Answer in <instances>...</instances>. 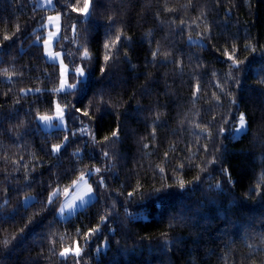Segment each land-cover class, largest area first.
<instances>
[{"label":"trees","instance_id":"16d2710c","mask_svg":"<svg viewBox=\"0 0 264 264\" xmlns=\"http://www.w3.org/2000/svg\"><path fill=\"white\" fill-rule=\"evenodd\" d=\"M55 2L0 0V264H72L58 253L76 240L80 264H264V0H92L87 18L85 0ZM52 11L71 81L87 71L67 99L42 43ZM56 102L67 130L37 119ZM94 169L96 198L60 219L63 191Z\"/></svg>","mask_w":264,"mask_h":264},{"label":"rangeland","instance_id":"374dc122","mask_svg":"<svg viewBox=\"0 0 264 264\" xmlns=\"http://www.w3.org/2000/svg\"><path fill=\"white\" fill-rule=\"evenodd\" d=\"M36 5L39 7L54 9L56 7V2L55 0H36ZM89 11H90V8H89ZM49 18H53V19H49ZM43 26L46 28V31H45L46 37L42 40V43L44 44V51H45L46 58L50 62L58 63L60 66L61 78H60L58 89H60L62 81L65 83V86H67L68 84H74L76 85V87H78L81 81H84L87 79V71L84 69L85 75L83 78H80L77 76V79L75 81H71L70 79L71 68L69 64L65 61L64 53H63L64 51L56 47L58 40L62 36V15L61 13L57 11L49 12L47 14L45 22L43 23ZM51 33H56V36H53L50 39ZM45 41H48V43H45ZM62 69L63 71H61ZM26 91H30V89H27ZM56 103H59V102H56ZM59 105L61 108L65 110V117L63 118V121L56 118V110H54V112L51 114H39L37 119L43 129L48 130V131L53 130V129H65V130L68 129V122L66 118L65 106H63L60 103ZM42 116H50L53 119L51 121L46 122V121L39 119V117H42ZM245 121H246L245 127L243 128V130H239L240 123H239V118H238L237 125L233 129V133H232L234 138L240 137L247 130L248 123H247L246 118H245ZM60 145L63 146V144H60ZM89 171L90 170L83 173L79 178H77L74 181V183L70 187L66 188L63 191L62 202L57 209V216L60 219H67L73 216L80 209H83L84 207H86L89 203H91L96 198L97 194H96V191L92 183L90 182L91 175H88ZM82 176H83V179H81ZM89 187H91V189L93 190L92 193H90L89 195H86L83 201L79 200L78 197L84 195L88 191ZM58 190L60 193V188H56L55 190L51 192L49 199L51 198L53 200L54 198H56L57 196H53V193L57 192ZM35 199H36L35 194H28L23 198V204L29 205ZM67 205H76V207L69 208L67 207ZM61 207L65 208V211L63 213L60 212Z\"/></svg>","mask_w":264,"mask_h":264},{"label":"snow or ice","instance_id":"6c2138e0","mask_svg":"<svg viewBox=\"0 0 264 264\" xmlns=\"http://www.w3.org/2000/svg\"><path fill=\"white\" fill-rule=\"evenodd\" d=\"M92 4V0H85L84 2V6L83 8H76L74 9L75 11H77L78 13L82 14L84 17H89L91 15L90 11H89V8H90V5ZM49 19H53V18H49ZM53 36H56V33H51L50 34V39L51 37ZM4 39L5 40H9L11 39V37L5 35L4 36ZM120 37L117 36L116 37V40L110 45L109 43H105L103 45V47L105 49H108L110 51L111 47H115V44L118 43L120 41ZM45 43H48V41H45ZM156 53H153V57H155ZM83 59L84 60H90V55L89 53L87 52V50L84 51V54H83ZM104 61L105 62H108L112 59L111 55H105L104 56ZM228 59L229 60H235V57L232 56V55H229L228 56ZM239 64L240 62L238 60L235 61V63H233L232 67L234 68H239ZM106 69H101V71H105ZM63 71V69L61 70ZM72 72H73V75L74 77L78 76L80 78H83L85 73H84V67H80V68H76V67H73L72 69ZM76 88V85L74 84H68L67 86H65V83L62 81L61 82V86H60V89H56L54 91H60V92H64L65 93V96L64 98L67 99V96L68 95H71L72 93L68 90H74ZM37 91H40L39 89ZM196 91L198 92L199 91V86L197 85L196 87ZM66 108L68 107L67 105L65 106ZM55 110H56V118L60 119L61 121H63V118L65 117V110L63 108L60 107L59 103H56L55 104ZM74 113H82L83 116L85 117H88L89 116V112L88 111H85V110H82V109H79V108H75V106H71V108L69 109V114L72 115V119L75 121L76 119H78L77 116L74 115ZM39 119L43 120V121H51L53 118L50 117V116H42V117H39ZM239 123H240V129L239 130H243V128L245 127V124H246V121H245V117L243 115V113L240 114V117H239ZM81 134H87L88 132V129L86 127L83 126L82 122H81V128L78 130ZM73 136H75L77 133L76 132H73L72 133ZM111 138H116L117 140L119 139V129L117 128L116 130H114L111 134ZM110 137H105V141H108L109 139H111ZM65 141H67V137L64 138ZM62 145L60 144H57V145H53L52 146V149L51 151L52 152H55V153H59L60 152V149H61ZM102 155L104 157H108V153L107 152H102ZM107 170H111V166H109V168ZM161 171H163V169H161ZM100 172V169H94V170H90L88 175H93L95 173H99ZM81 179H83V176L81 177ZM97 184L98 186L99 185H103V179H99L97 181ZM179 186L181 188H184L185 187V182L183 180H180L179 181ZM106 187V185H105ZM216 187H220V185H216ZM92 189L91 187H89L88 191L78 197L79 200L83 201L85 196L86 195H89L90 193H92ZM59 194V190L55 193H53V196H58ZM129 196H132L133 193H128ZM47 203L49 204H52L53 203V200L50 198ZM67 207L69 208H75L76 205H67ZM65 211V208L64 207H61L60 208V212L63 213ZM108 221V217L107 216H103L100 218V224H98L97 226L95 227H92L90 228L87 233H84L83 234V239H84V242H85V247L87 246V244L90 242L91 238L93 236H95L99 231H100V226L101 224H106ZM22 231V230H21ZM79 232V230H78ZM4 245H7L9 243V241L5 240L3 241ZM97 251H99V248L96 249ZM58 255L61 257L62 260H64L65 262H67L69 260V258H71L72 260V264H80V260L83 258V255H84V248H82L80 246V241L79 240H76L74 241V245H69L68 247H65L61 252L58 253Z\"/></svg>","mask_w":264,"mask_h":264}]
</instances>
